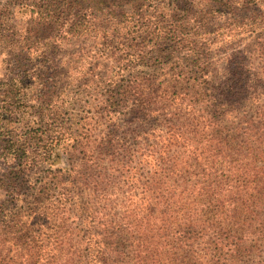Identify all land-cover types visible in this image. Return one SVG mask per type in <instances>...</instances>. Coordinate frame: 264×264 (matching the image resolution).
I'll return each mask as SVG.
<instances>
[{
	"label": "trees",
	"instance_id": "16d2710c",
	"mask_svg": "<svg viewBox=\"0 0 264 264\" xmlns=\"http://www.w3.org/2000/svg\"><path fill=\"white\" fill-rule=\"evenodd\" d=\"M3 2L0 26L29 17L19 37L0 27V50L40 77L36 103L0 111V188L11 201L36 191L28 263L257 264L264 17L253 52L211 55L264 0ZM73 40L102 64L78 81Z\"/></svg>",
	"mask_w": 264,
	"mask_h": 264
},
{
	"label": "rangeland",
	"instance_id": "374dc122",
	"mask_svg": "<svg viewBox=\"0 0 264 264\" xmlns=\"http://www.w3.org/2000/svg\"><path fill=\"white\" fill-rule=\"evenodd\" d=\"M0 3H4L3 0H0ZM262 11H264V6L258 7V10L254 12L239 11L236 21L241 23V28L243 29L238 30L236 35L229 39H218V42L213 44L211 60H219L225 55L236 51H244V53L253 52L258 39L256 37L257 31H254V28L250 25L255 26L254 23L256 21L262 20V17H264L262 16L264 15ZM27 15L28 13L23 11L19 13L17 10L13 11L9 16L5 17L0 27L5 29L6 32H11L12 28H14L16 36L19 37L24 33L26 21L29 17ZM16 36L14 35V37ZM18 37H16V41L21 39V37ZM90 45L89 42H83V40H73L63 49L65 57L70 63L68 72L76 81L83 80L85 74L89 73L92 69H94V72L101 70L102 64H98L92 57L93 48ZM222 65V61L216 63L213 67L214 73H218L220 71L219 67ZM26 68L27 65L17 67L12 57H9L4 51L0 50V111L1 106L5 105V103L6 105L22 108L24 104L30 105L36 103L35 99H39V96H36L35 86L39 83L40 77L30 72L27 73L26 71L28 70H25ZM86 75L89 76V74ZM88 97L89 95L79 97L80 99L78 100H81V102L78 105H84V100L88 99ZM78 105L70 110L76 113ZM122 119L123 117H119L118 121L122 123ZM4 146L5 143L0 144V153L3 152ZM5 173L6 163L2 159V154H0L1 179ZM36 175H41L40 170L37 171ZM22 192L19 200L11 201L7 198L5 190L0 188V264H29L32 245L30 241L33 237L29 208L31 207L30 202L36 195V191L34 189H23ZM261 259H264V249L261 250V256L257 258V264H259ZM247 263L251 262L248 261ZM239 264L245 263L240 262Z\"/></svg>",
	"mask_w": 264,
	"mask_h": 264
}]
</instances>
